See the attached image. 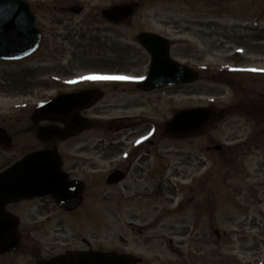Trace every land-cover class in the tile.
Wrapping results in <instances>:
<instances>
[{
	"label": "rangeland",
	"instance_id": "374dc122",
	"mask_svg": "<svg viewBox=\"0 0 264 264\" xmlns=\"http://www.w3.org/2000/svg\"><path fill=\"white\" fill-rule=\"evenodd\" d=\"M27 1L33 4L44 32L43 44L26 60L0 62V126H31L34 109L62 92L86 88L104 92L94 108L81 113L95 118L98 129L59 148L69 168L77 164L78 172L87 169L82 166L85 158L96 165V169L91 167L94 172L103 171L89 179L92 186L98 185L97 191L87 194L75 212L57 211L49 203L52 224L33 231L22 227L28 243H37L45 256L87 249V241L93 250H121L141 257L143 264H264V204L259 203L263 196L259 194L257 199L252 191L264 182V157L259 156V149L244 152L239 158L250 174L249 186L240 168L228 182L230 191L215 189L225 196L217 195L215 204H206L207 193L198 198L196 185L181 188L174 184H183L182 177L189 183L212 165L218 167L207 177L219 176L221 180L227 172L222 158L210 154L207 148L223 144L234 151L242 150L229 139V126H238L236 120L227 119L228 124L214 121L198 135L187 138H171L162 126L182 109L235 110L231 107L239 101L258 99L264 88V0ZM58 2L61 6L79 5L84 12H55L52 7ZM129 2H137L139 7L128 21L115 25L102 19L104 9ZM142 32L168 38L172 58L200 72V79L190 85L140 92L133 85L147 77L150 66L149 54L136 41ZM93 74L135 79H86ZM138 115L141 120L146 117L155 122L150 127L134 125L139 126L132 134L135 138L151 128L148 137L154 144L147 148L152 155L144 159L154 166L151 172L158 168L160 174L153 175L149 194L138 176L119 186L107 185L106 177L115 164L102 162L100 155L109 147L108 131L116 136L119 127L111 120ZM110 126L112 130H103ZM239 136L246 138L247 131ZM23 142L11 150L0 148V169L39 143L32 134H26ZM84 146L88 150L77 154V148ZM235 156V162L242 164ZM71 158L77 161H68ZM211 184L207 179L199 183L207 190ZM244 187L251 189V196ZM197 200L203 201L201 211L195 209ZM37 203L43 205V201ZM247 205L250 209H243ZM28 206L34 205L19 204L11 210L24 223L41 221L44 213L40 217L41 213ZM39 250H29V259L20 250L10 264H36Z\"/></svg>",
	"mask_w": 264,
	"mask_h": 264
},
{
	"label": "water",
	"instance_id": "95a60500",
	"mask_svg": "<svg viewBox=\"0 0 264 264\" xmlns=\"http://www.w3.org/2000/svg\"><path fill=\"white\" fill-rule=\"evenodd\" d=\"M138 3H128L105 9L102 16L114 24L128 21L136 12ZM67 12L79 14L82 8L73 6ZM138 43L151 56L148 77L139 87L153 90L196 82L199 74L171 58V44L168 39L154 33H140ZM41 42V32L36 27V17L31 6L24 0H0V60L13 61L31 56ZM101 98L96 90L77 94H63L38 108L34 122L41 119L62 120L69 124L64 130L54 126L39 129V137L48 140L54 137L75 136L92 125L76 116L79 109L93 107ZM221 115V114H220ZM219 115L210 108L182 110L167 123L165 132L176 137L194 136L212 123ZM10 146L11 139L6 131L0 130ZM1 137V136H0ZM122 176L113 174L108 182L117 183ZM84 186L78 181H70L62 171V160L56 149L36 152L26 156L11 168L0 173V254L17 249L19 235L18 222L5 210L6 206L22 199L50 195L56 203L73 210L82 202ZM121 261V262H120ZM140 260L130 255L119 256L115 253L67 254L41 264H137Z\"/></svg>",
	"mask_w": 264,
	"mask_h": 264
},
{
	"label": "flooded vegetation",
	"instance_id": "af4514ba",
	"mask_svg": "<svg viewBox=\"0 0 264 264\" xmlns=\"http://www.w3.org/2000/svg\"><path fill=\"white\" fill-rule=\"evenodd\" d=\"M32 5V4H31ZM70 7V6H69ZM53 10L55 12H64L63 9L68 8V6H61L60 2L56 3L53 7ZM32 9L34 10V6L32 5ZM67 15H72V14H68ZM59 16V15H57ZM39 20V19H38ZM38 27L40 28L42 35H44L43 30L41 29V27L39 26V21L37 22ZM235 107V108H234ZM136 109H138L139 107H134ZM235 110H224V117L220 120H218L219 122L222 121L221 124L227 122V119L233 120L235 119L236 123L238 126H229L230 130L232 131V135L229 137V139H231V142H235V146L236 147H240L242 148V150H235L234 148L231 150V147L229 145H223V144H216L214 146H209L207 148V152H210V154H215L217 156V158H222V163L223 166L226 168L227 172H225L223 174V177H221V180H219V176H216L214 178V176H212L211 178L207 177L208 172H211L214 175L215 172V168L218 166H214L212 165L211 167L207 168L206 172H199L198 175H194V177L192 178V180L187 183L189 180L185 179L182 177L183 183L181 188H186L189 187L191 188L193 185H196V187L199 189V193L197 194V197L201 198L202 196H204L205 193H207V195L204 197V203L206 204H213L215 202L214 198H216V196H221L224 197L225 194L227 192L230 191L231 187L228 185V182L231 178H233V176L235 175V173H238L240 168L242 169V178L243 180L247 183V185L249 186V181H250V174L248 173V170L245 168V162L240 161L239 158L242 157L241 155L244 152H248L252 149H259V156L260 157H264V88H262V92H260L258 99H252V100H248V101H239V103H237L236 105H234L233 107H231ZM88 112V110H83L78 112V115L82 116L81 113H85ZM84 117V116H82ZM85 118V117H84ZM33 114L31 116V121L33 122ZM89 119V118H86ZM92 121L93 126L90 129H87L81 133H79L78 135L74 136V137H70L67 139H60V138H55V139H51L48 141H43L41 139H39L38 137V130L39 127L41 125V123H45V124H54V125H59L60 127H66L67 124H63V123H59L56 121H45L42 120L40 121L38 124L32 123L31 126L28 127H22L19 130H16L12 127H8V126H0L3 127L6 131L8 136H10L11 140H12V146L10 149H13L19 145H22L24 142V136L26 134H32L35 138V140H37L38 146L35 147L34 145H32L30 147V152H34L37 150H45V149H52L54 147H57L59 152H60V145H63L64 143H66L67 141L73 140L75 138L80 137L81 135L85 134L87 131H91V130H97V124H96V119L95 118H91L89 119ZM140 116H134L131 118H127V120H121V119H113L111 120L112 122H117V123H121L122 121H140ZM243 121L245 124L244 125H240V122ZM133 122V123H134ZM27 121L25 122L26 125ZM234 123V122H233ZM143 124H148L147 126L150 127L149 123L145 120H143ZM141 124V126L143 125ZM228 124V122H227ZM139 126V125H138ZM138 126H134L131 127L128 124L123 125L122 127H118L115 131L116 136L114 133L109 132V139L108 140V149L107 150H101L100 151V155H102L103 160L102 162L106 163L107 161L110 163H114L115 167L113 169L110 170L108 176L106 177V183L108 184V177L110 176V174L118 171L120 173L123 174L122 180L120 182L117 183V185H121L123 182L129 180L130 178H133L134 176H138L142 181H141V185L143 187V189L145 190V192H148L149 194V189L150 186L152 184V182L154 181L153 175L155 174H160V172L158 171V168L156 169V172H151L154 169V166H152V164L149 163V161H146L144 159V157L146 158H150L151 155L149 154L150 151L148 150V146L149 145H153L154 141L151 140L148 137V133L149 130L151 128H148L147 131L145 133H141L138 135L132 136V134L134 133V130H136ZM102 129V128H100ZM113 127H108L105 128L103 130H112ZM10 130H15L17 132L12 133ZM144 130V129H142ZM130 131H132L131 135ZM247 131V136L246 138H242L241 136H239L240 132ZM0 138H3V135L0 132ZM134 138V139H133ZM105 140V139H104ZM1 142V141H0ZM213 142V141H211ZM4 144V143H3ZM115 144V145H114ZM218 147L220 149H218ZM0 148L2 149H7L5 146L0 144ZM88 146H84V147H78V152H86L88 150ZM22 150H25L24 148H21ZM115 155L116 157L112 158L113 155ZM61 153V152H60ZM65 154V153H64ZM62 158H63V170L69 174V177L73 180H78L83 182L84 184V193H83V197L85 198L87 196V194H89L90 192H95L97 191V184H94L95 186H92V181H89V179L91 177L97 176L94 173H102L103 171H96L94 172L93 170L96 169V165L91 163L89 159H85L83 161V168L87 167V169H83V171L78 172L77 169H75V167L77 166V164H73L72 168H69L68 166H66L67 164V160L64 157L63 153H61ZM66 155V154H65ZM238 155L237 161H240L242 164L235 162V158ZM77 161L74 158L68 159V161ZM115 160V161H112ZM13 162H8V164H6L2 169H0V171H2L3 169H5L6 167L10 166ZM88 163V164H87ZM91 167H94V169H91ZM184 169H186V162H184L183 165ZM202 168V167H200ZM204 169V167H203ZM90 170L93 171L92 175L90 173ZM203 171V170H202ZM81 175L83 179L77 177ZM74 174V175H72ZM203 179H207L209 180L211 184L209 190L204 189V187L202 185H199V183L201 182V180ZM170 180V179H169ZM219 183V184H218ZM262 185L259 186H255V189L252 190L255 192V197L258 199L259 194H262V198L259 199V203H263L264 204V182H262ZM218 188L221 189H225L226 193H216L215 189L217 190ZM247 188L249 190V187H244ZM238 188L234 189L237 190ZM260 190V191H259ZM148 194L144 197H147ZM231 193H228V195H230ZM248 197L251 196V189L248 191ZM211 196H213V198H211ZM253 198V195H252ZM43 201V205H39L37 202ZM202 201V200H201ZM49 203L51 204V206H54L55 210L57 209V211H59V208L57 207V205L54 203L53 200H51L49 197H45V198H38V199H33V200H21L19 202L13 203L11 205H9L7 207V211L12 214L15 219L18 221V230L20 232V240H19V246H18V250L15 252H9L6 254H2L0 255V264H10V259L14 258L13 255L18 254V252L20 250H22L23 254L26 255V257L29 259V257H32V255L29 253V250H39V245L36 243L30 244L28 243L29 240L25 239L24 233H23V229L24 227H26L27 230L29 231H33L36 229H42L46 224L50 223L52 224V221L54 220L53 218V214L50 213L49 209ZM202 202H199L197 200L196 202V210H203V205ZM19 204H26V205H34L33 208H31V210H34V208L36 209L37 212L41 213L39 214L40 217L43 216L44 213V217L42 218L41 221H32L30 223H24L23 219L17 215L16 213H14L11 208L14 206H17ZM215 204V203H214ZM47 206V207H46ZM181 207H183V205H181ZM249 208L250 209V205L245 206L246 209ZM48 210V211H46ZM27 219L30 221L32 220L31 217H29L27 215ZM30 225V226H29ZM24 226V227H23ZM23 227V229H22ZM24 236V238H23ZM33 240V239H32ZM35 241V240H34ZM36 242V241H35ZM87 250V249H84ZM90 250V249H88ZM40 254L37 255V257H35V261L36 264H40L41 262L50 260L56 256L62 255V254H57V255H50V256H45V252L40 249ZM82 250H74L72 252H79ZM43 252V253H42ZM71 252V251H66V253ZM118 253H126L123 252L121 250L117 251ZM47 254V253H46ZM11 256V257H10ZM16 257V256H15ZM139 264H143V260L141 263Z\"/></svg>",
	"mask_w": 264,
	"mask_h": 264
},
{
	"label": "snow or ice",
	"instance_id": "6c2138e0",
	"mask_svg": "<svg viewBox=\"0 0 264 264\" xmlns=\"http://www.w3.org/2000/svg\"><path fill=\"white\" fill-rule=\"evenodd\" d=\"M86 79L90 80H126V79H135L134 77H127V76H107V75H98V74H93ZM142 79V77H141Z\"/></svg>",
	"mask_w": 264,
	"mask_h": 264
},
{
	"label": "trees",
	"instance_id": "16d2710c",
	"mask_svg": "<svg viewBox=\"0 0 264 264\" xmlns=\"http://www.w3.org/2000/svg\"><path fill=\"white\" fill-rule=\"evenodd\" d=\"M220 78H222V76H220ZM216 79V78H215ZM219 79V78H218Z\"/></svg>",
	"mask_w": 264,
	"mask_h": 264
}]
</instances>
